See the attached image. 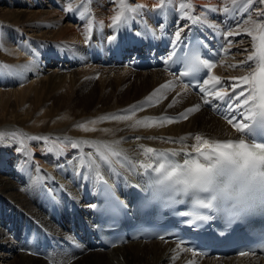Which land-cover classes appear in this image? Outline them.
<instances>
[{
    "label": "bare ground",
    "instance_id": "obj_1",
    "mask_svg": "<svg viewBox=\"0 0 264 264\" xmlns=\"http://www.w3.org/2000/svg\"><path fill=\"white\" fill-rule=\"evenodd\" d=\"M70 1L0 0V20L8 23L4 32L0 28V41L5 35L12 46L4 50L16 59L0 60L7 69L0 66V246L12 245L7 258L16 253L8 264H264L261 255L203 257L170 240L100 249L85 236L101 185L107 183L131 206L132 188L145 190V172L157 151L184 158L209 152L219 140L248 137V125L264 112L259 83L264 0ZM146 7L154 9L143 12ZM73 9L74 17H64ZM122 23L126 30L119 36ZM191 24L199 26L212 71L196 87L182 85L179 73L173 74V54L188 40ZM11 27L31 39L27 46L14 47ZM31 42L39 47L30 49ZM45 45L56 46L60 57L46 54L41 63ZM65 59L71 64L63 65ZM131 81L140 84L133 88L138 95H149L117 107L115 94ZM67 83L86 93L77 99L79 106L70 107L69 98L43 110L40 99L34 105L29 100ZM225 88L234 92L233 97L226 93L232 103L243 97V113L217 95L216 89ZM14 97L29 111L8 113ZM88 102L92 106L81 110ZM144 105L152 109L131 113ZM200 160L209 163L204 156ZM18 236L22 241L10 244Z\"/></svg>",
    "mask_w": 264,
    "mask_h": 264
},
{
    "label": "rangeland",
    "instance_id": "obj_2",
    "mask_svg": "<svg viewBox=\"0 0 264 264\" xmlns=\"http://www.w3.org/2000/svg\"><path fill=\"white\" fill-rule=\"evenodd\" d=\"M74 1H76V2H78L77 0H74ZM48 2V1H47ZM70 2H72V0L70 1ZM79 3V2H78ZM80 4V3H79ZM166 8H168V6L166 7ZM53 9H56V8H53ZM153 9L154 8H152V7H146V8H143L142 9V11L143 12H146V11H149V12H152L153 11ZM172 11H174L176 14H178L177 12L178 11H180L179 9L177 10H173V9H171ZM64 12V11H63ZM66 12H68V13H66ZM77 10H75V9H73V10H66L65 11V15H64V17H74V15L75 14H77ZM163 15H165L164 17L166 18V19H168V21H170V18H169V16H167V14H163ZM5 20V21H4ZM161 20V19H160ZM167 21V20H166ZM5 24H8L7 23V20L6 19H3V18H1V20H0V28H2V30H3V32H4V30L6 29V27H5ZM162 24L164 25L165 23L164 22H162ZM162 24L160 23V27L162 26ZM76 25H77V21H75V24H74V26L76 27ZM158 26V27H159ZM4 27H5V29H4ZM125 28V29H124ZM9 29H11V32L13 31L14 33V35H16V38H15V43L13 44L14 45V47L15 48H19L20 47V45H25V46H27L28 45V43L31 41V39L29 38H26L24 35H22V34H20V33H18L17 31V29L15 28V27H11V28H9ZM126 30V24L125 23H122L121 24V27H120V30H119V33H117L119 36H122L123 34V31H125ZM225 30H227V32L229 33V32H231L232 30L229 28V29H225ZM158 34H160V35H164V33L161 31V30H159L158 32H157ZM168 34H171V32H169ZM157 35V34H156ZM162 35V36H163ZM3 37L5 38V35H3ZM4 38H2V40L0 41V60L1 61H6V62H8V63H14V61H16V59H14V58H12V57H8L7 56V53L5 52V50L4 49H6V47H7V49H9L11 46H12V44L11 43H9L8 41H4ZM1 39V38H0ZM17 39V40H16ZM13 42H14V40H13ZM107 43H109V41H107ZM88 48H89V46L88 45H86ZM30 49L31 48H36V47H39V43H32L31 42V44L28 46ZM45 51H41V53L39 54L40 55V57L43 59L42 61H41V63H45V61H46V59H47V56H46V54H50V55H56V56H59L60 57V54H57V53H55V50H57L58 48L56 47V46H54V45H45ZM57 48V49H56ZM3 54V55H2ZM22 55H25V54H23V53H21ZM27 54V53H26ZM28 55V54H27ZM6 56V57H5ZM4 57V58H3ZM8 58V59H7ZM5 59V60H4ZM8 60V61H7ZM63 61H65V62H63V65H70L71 64V62H68L67 61V59H65V60H63ZM62 64V63H61ZM0 66L2 67V69L3 70H7L5 67L6 66H2V64H0ZM53 68H57V67H53ZM52 68L50 67V68H48L47 67V70H51ZM150 71V70H149ZM83 78V80H82V82H83V84L86 82V80H87V76H85V77H82ZM81 80V79H80ZM132 80H134L135 81V77L132 79ZM134 81H131L132 83L131 84H129V86L128 85H126V86H124V85H121L120 86V92H118L117 94H115V99H114V101L116 100L117 101V107H120V108H123V107H128V106H130L131 104H133L134 102H136L137 100H139L140 98H142L145 94H143V92L140 94L139 93V95H138V92L139 91H134L133 90V88L134 87H141L140 86V84H136V83H134ZM57 82H62L61 80H57ZM132 84H135V86L134 85H132ZM5 88V87H4ZM74 87H72V85H69V83H67L65 86H63L61 89H58L56 92H49L50 94H52L51 96H50V94L48 95V92H44L43 93V95L41 96H38V97H35L36 96V94H32V95H30V97H29V100L30 101H34L32 104L34 105V104H36V100L35 99H40L41 101H42V103H41V105H40V107L43 109V110H48V109H51L52 107H54L55 105H57V107H60V106H63L65 103H66V101L68 102V100H69V98H70V101H69V105H70V107H73V106H79V103H78V98L81 96H83L84 97V95L86 96V93L84 94L83 92H82V87H80L79 89H73ZM147 88L149 89V88H151V87H148L147 86ZM226 90V89H225ZM113 88H110L109 89V92L110 93H113ZM152 91V90H151ZM216 91H217V95L218 94H220L222 91H220V92H218L219 90H217L216 89ZM80 94V95H79ZM149 94H147V95H145V96H148ZM45 96V97H44ZM49 96H50V99H49ZM125 96V97H124ZM144 96V97H145ZM55 97V98H54ZM17 97H14V98H12L11 100H10V103L11 104H9L8 105V107H7V111H8V113H11V114H13V115H15V114H17V113H19V112H22V111H29V105H23V104H20V101H18L17 103H15L16 102V99ZM47 98V99H46ZM63 99V100H60V99ZM223 99V96H220V99ZM19 99V98H18ZM17 99V100H18ZM65 99V100H64ZM15 100V101H14ZM29 100L27 101H25V102H28L29 103ZM14 101V102H13ZM47 101V102H46ZM52 103H51V102ZM58 101V102H57ZM63 101H64V103H63ZM143 101H148L147 99H144ZM143 101H140V103H142ZM72 102V103H71ZM27 103V104H28ZM50 103V104H49ZM15 104V105H14ZM20 104V105H19ZM59 104H61V105H59ZM75 104V105H74ZM17 105V106H16ZM24 107H23V106ZM51 105V106H50ZM84 104L82 103L81 104V110H84V109H88L89 107H91L92 106V104L90 103V102H88V103H86V108L83 106ZM36 106H38V105H36ZM44 106V107H43ZM45 106H46V108H45ZM11 107H13L12 109H11ZM30 107H31V105H30ZM23 108H24V110H23ZM152 109L151 108V106H146V105H144L143 107H141L140 109H137V110H135L134 112H131V113H143V112H145L146 110H148V109ZM230 108L231 109H234V110H238L239 111V109H238V106H237V104H232V106H230ZM5 109V108H4ZM3 109V110H4ZM22 109V111H20ZM32 111H34L35 110V107L33 108V107H31L30 108ZM16 110H18V112L16 111ZM31 110H30V112H31ZM13 111V112H12ZM240 113H242V112H244V111H242V110H240L239 111ZM15 113V114H14ZM42 123L44 122V119L41 121ZM22 132H27V130L26 129H20ZM78 139V138H77ZM83 151V150H82ZM85 153L87 154V155H89V157L91 158V159H94L95 161H99L98 159H97V157H96V154L93 152V151H85ZM63 170V171H72V168L70 169V168H68V167H60V169L59 170ZM49 192H52V190L51 191H49ZM85 204L84 202H81L80 204L78 203V205L80 206V207H82L83 205ZM82 205V206H81ZM86 206H87V204H85ZM85 205L83 206V207H85ZM21 237H11V239L12 240H14L15 242L13 243V242H11L10 244H13V246L14 245H16L18 242H21L22 240L20 239ZM25 241V240H24ZM7 246H12V245H7ZM7 246H0V264H8L10 261H13V258L15 257V255H16V253H11L9 256H8V258L6 257V255L7 254H9L10 253V248L9 249H6L7 248ZM68 248L70 249V247H69V245H68ZM70 251H74V249H70ZM12 256V257H11ZM6 261H7V263H6ZM9 261V262H8Z\"/></svg>",
    "mask_w": 264,
    "mask_h": 264
}]
</instances>
